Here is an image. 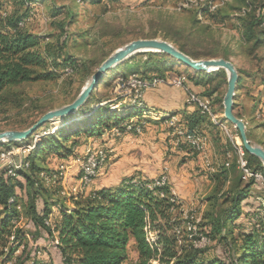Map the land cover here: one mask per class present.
Returning a JSON list of instances; mask_svg holds the SVG:
<instances>
[{"label": "trees", "instance_id": "obj_1", "mask_svg": "<svg viewBox=\"0 0 264 264\" xmlns=\"http://www.w3.org/2000/svg\"><path fill=\"white\" fill-rule=\"evenodd\" d=\"M37 1L44 0H9L10 12L0 20V103L14 101L18 97L13 96V91H10L14 85L54 78L57 75L55 63L65 66L63 71L66 73L82 71L89 76L110 53H106L98 61L83 59L77 62L70 54H61V45H57L55 55L48 54L49 45L44 42V37L25 26L30 3ZM211 2L212 0H208L199 6L198 12L208 19L221 20L219 16L225 15L221 10L225 5L210 8ZM223 4L230 5L235 17L240 19L239 43H246L250 51L264 47V0H224ZM55 9L57 10V7ZM65 24L58 23L62 31ZM62 43L61 40L60 44ZM175 46L194 58L204 55L221 56L231 60V51L226 46L204 54L186 48L183 43H175ZM141 53L148 54L150 59L130 65L140 70L131 71L135 72L140 80L157 79L152 78L155 76L165 78L164 67H171V64L177 61L163 51ZM152 55L158 57L153 58ZM127 59L130 57L109 68L98 78L77 112L62 116L64 120L69 119L65 124L51 130L49 128L32 139L33 135L37 134V129L48 123L45 122L28 138L7 141L5 146L0 147V153L10 154L9 161L0 163L3 164L0 171V264H6L13 257L19 259L22 254L20 263L27 257L30 259L28 264H58L44 248L37 244L32 248L29 246L28 230L18 223L21 214L26 215L27 221L33 226H42L53 235V246L59 253L61 264H122L127 259V244L130 239L134 240L137 251L135 264H151L152 260H157L158 264H264V166L257 156L244 148L245 168L260 174V184L251 188L256 180L252 177L246 179L250 174L239 165L236 147H232L235 151H231L229 158L226 157L225 151L229 165H220L209 174L211 180H214V185L206 197L207 206L201 214L202 222L199 224L201 228L198 230L210 241L216 239L217 242L227 244L232 256L229 260H224L218 255L207 257L204 252L206 247L194 245L191 238L183 235L184 228L180 230L182 236L175 233L174 226L180 225L176 215L181 210L167 181L161 186H150L148 184L154 178L132 179L134 176H131L116 185L102 186L85 195H70L71 205L67 204L65 196H56L54 200H48L46 193L51 186L46 181L60 175L62 165L55 167L53 171L44 168L36 158L39 153H58L63 149L71 151L72 147L66 144V140L71 137L74 141L75 135L80 132L84 136H89L100 134L106 128L109 132L118 129L120 133H124L127 130L134 131L131 126L135 129L142 128L133 117L142 119V122L148 120L144 118L146 117L144 113L147 110L145 107L149 106L144 99L142 102L132 100L131 103L128 101V104L116 105L111 94L101 93L100 89L105 86L103 80L109 71L116 69V73H120L119 67H122V72L118 74L119 80L128 79L124 69V66L130 64ZM236 69L239 73L237 80L239 87L243 74H248L246 72L248 70L239 66H236ZM194 71L185 75L186 83L189 89L206 101L205 104H208L215 113L218 108L214 105L223 107V95L219 89L226 83V72L223 68L209 72ZM110 83L111 79L106 86ZM79 91L80 88L71 100ZM192 101L196 107L182 116L183 122L188 130L200 131L199 123L204 120V114L207 112L197 101ZM236 115L238 116L237 113ZM163 118L167 120L168 116L156 119ZM37 119L24 126L28 127ZM56 119L59 118L54 120ZM180 141L190 146L184 140ZM262 143L264 147V141ZM10 144H14V147H9ZM23 194L24 201L21 200ZM257 208L263 211L259 214ZM55 211L57 215L51 222V215ZM243 214L250 217V228L239 230L234 235L233 227L236 225L234 220ZM204 226H208V230H204ZM150 231L154 233V237ZM18 248L19 253L15 254ZM41 250L45 251L46 258L39 254Z\"/></svg>", "mask_w": 264, "mask_h": 264}, {"label": "rangeland", "instance_id": "obj_2", "mask_svg": "<svg viewBox=\"0 0 264 264\" xmlns=\"http://www.w3.org/2000/svg\"><path fill=\"white\" fill-rule=\"evenodd\" d=\"M206 1L208 0H95L94 2H89V0H44L30 3V12L25 19V26L29 30L44 37V42L49 45L47 49L49 52L48 54L54 56L57 51V45H61L60 53L70 54L77 62L83 59L98 61L103 55L113 51L116 47L139 37H160L171 41L174 45L175 43H183L186 45V48L192 49L200 54L214 51L221 46H226L231 51L230 59L234 64L248 70L246 71L248 74H243L242 81L243 79L246 80L245 77H248V79L253 82L259 80L264 83V47L250 51L246 43H239L238 40L241 29L240 19L235 17V13H233L230 5L223 4L224 0H212V4H210L211 8L225 5L224 8L221 9L225 15L219 16L221 20L218 18L208 19L201 15L197 9ZM56 7L58 12L55 9ZM10 9L11 5L9 0H0V20L6 13L10 12ZM59 22L66 23L64 31L59 27ZM61 40L63 42L62 44H60ZM262 55L263 57H261ZM152 57L156 58L158 56L152 55ZM200 57L208 56L202 55ZM146 59H150L149 55L141 52H137L130 56V59L126 60L130 64L124 66L127 76L132 70H137L134 66H130L131 64L134 65ZM54 68L57 75L52 79H38L23 82L10 88V91L14 93L13 96L18 97L14 101L7 100L6 103H0V130L26 128L27 126L24 125L37 119L44 113V110L52 109L69 102L76 94L77 90L79 88L81 89L90 77V75L86 76L82 71L66 73L63 71V69L65 70V66L61 63H55ZM121 68L122 67H119L120 73L122 72ZM66 70H68V68H66ZM116 71V69L109 71V74L103 80V85L105 86L100 89L101 93L111 94L115 100L114 104L116 105L119 103H121L120 105L128 104L129 102L131 103L132 100L142 102V99L130 98L131 95L128 94L130 92V86L121 84L118 75L120 73H116ZM194 72V69L180 61L172 63L171 67H164V75L167 79H171L173 76H176V78L179 75L180 77L183 76V84H181V87L186 93L187 90L190 89L186 83L185 75ZM152 78L161 77L155 76ZM110 79L111 83L106 86ZM154 85L149 87H153ZM225 90L226 83L220 87L219 92L223 95ZM118 96L120 97L116 98ZM143 99L145 100L144 93ZM214 106L223 112V107L219 108L217 105ZM208 107L209 111H204L210 115L213 122L214 120L218 121L217 114L211 110L209 105ZM145 109L147 110L145 113L146 117L144 118H148V120H143L142 122V119H139V121L137 118L133 117L135 122H139L142 126V130L139 133L124 132L118 135L107 130L103 139H89L90 141H88V138H84V134L80 132L78 135H75L74 141L71 137L66 140V144L72 147L71 151L67 152L65 151L66 149H63V151L58 153H39V155L36 156L37 160L44 168H49L51 171H53L55 167L62 165V162L68 165L67 169H62L61 167L60 175L49 178V181H46V183L51 186L46 193L48 200L52 201L56 196H66L67 204L72 203L71 200L67 198H69L71 194H75L74 192L79 193V189L83 190L86 186L82 183V178L80 177L79 169L81 163L77 164V162L83 160L84 152L87 151L89 145H102L109 149L112 148L113 143L117 142L119 139L120 141L123 140L125 134L130 135L125 138L126 141H132L131 138H133L134 134H136L135 137L140 138V143H144V140L148 137L151 141L149 145H151L152 148L151 152L148 153L150 154L151 161L149 162L154 160V165L147 170L151 172L149 174L153 176L147 177L146 175L138 177L154 178L164 173L167 176L166 180L168 182L169 179H172V176H176L181 158L180 154L174 153V146L185 144L183 141H180L178 144L175 143V139L178 138L177 130L183 129L177 126L185 127L182 117L177 112L157 115L158 111L155 109L151 107H145ZM257 113L263 128L262 141H264V120H262L260 110H258ZM171 114H175L177 116L176 119L179 117L174 125L168 124L167 122L173 121L165 120L164 118L166 117L157 119L159 120L157 123L152 121L153 119L156 120L157 117ZM213 114L216 116L215 119L212 116ZM68 120H64L61 117L58 120L49 121L43 127L37 129V134L33 135L32 139L37 138L39 134L44 133L49 128L51 130V128H56L65 124ZM146 121L148 122L147 126ZM224 122H226V120H224ZM226 124L231 130L230 125H228L227 122ZM229 124L231 123L229 122ZM231 126L235 129L233 125ZM168 131L169 133L166 134ZM119 136L123 137L118 139ZM238 139L239 141L237 140V142H241L239 135ZM84 142L86 143L85 147L82 145ZM5 145L6 142H0V147ZM185 145L189 150H194L187 144ZM9 147H14V144H10ZM113 152V149L108 152L107 157L109 158L107 162L103 164L104 167H101L99 170V172L103 171V173L97 174L95 178L100 176L106 177L110 173L119 172L118 169L120 168L116 170V166L113 164V160L115 159L112 156ZM73 159L75 164L73 163ZM164 160H170L169 164L171 165V170L166 169L162 171V165L165 164L163 163ZM194 166L195 165L192 164L191 167H189L191 173L187 172L188 179L207 180L206 176L201 172H192L196 169ZM2 169L3 164H0V171ZM131 176L134 175H128L126 177L129 178ZM95 178L93 176L91 180ZM78 183L84 187L79 186ZM254 189L257 191L259 190L256 188ZM24 199L25 194L21 197L22 201H24ZM178 200L179 199H176V203H179ZM36 202L37 204L39 203L38 198ZM200 204L201 202L196 204L193 203V205L187 206L184 211L180 208L181 211L176 215L180 221V225H175L173 230L176 231V234L182 236L180 230L184 228V232H182L183 235L185 234L184 236L191 238L194 245L206 247L204 252L207 257L218 255L224 260H229L232 256L231 253H229L227 244L217 242L216 239H211L210 241L205 234L198 231L201 228V225H199L200 222H202L201 214L206 209V207L202 209V207L199 206ZM257 211L260 214L263 210L257 208ZM51 216L52 222L55 216ZM27 218L26 215L21 214L18 223L28 230L27 239L29 246L32 248L37 244V246L42 247V249L44 248L46 253H48L53 260L61 264L59 253L53 246V235L49 234L42 226H33L27 221ZM46 221L48 222V220ZM234 222V224H236L235 227H233L234 235H236L239 230L249 229L251 225L250 217L245 216V214L237 217ZM188 226H190V229ZM208 228V226H204V230H208ZM150 234L154 237L152 231H150ZM133 247L134 246L130 244L128 245L127 259L124 260L122 264L136 263L137 256L135 257ZM15 252V254L19 253V248ZM44 252L45 251L41 250L39 254L46 258V253ZM20 256L19 259H15L14 257L11 258L6 264L29 263L30 259H27V257L20 263L23 254ZM152 263L158 264L157 260H152L151 264Z\"/></svg>", "mask_w": 264, "mask_h": 264}, {"label": "crops", "instance_id": "obj_3", "mask_svg": "<svg viewBox=\"0 0 264 264\" xmlns=\"http://www.w3.org/2000/svg\"><path fill=\"white\" fill-rule=\"evenodd\" d=\"M246 80L243 79L241 81V85L239 88L236 89V95L234 98V112L238 114L246 122V132L249 140L252 143L260 144L263 147L262 143V125L260 124V118H258V110L262 115V120H264V83L262 81L253 82L245 77ZM144 98L146 104L154 108L157 112V115L165 114L162 112H177L180 116H185L188 112L192 111L196 104L193 102L188 103L186 100V92L185 90L176 85H171L168 83H160L157 86L149 87L144 92ZM200 112L201 109H200ZM146 113V111H145ZM144 113V114H145ZM204 113V112H203ZM217 115L219 116L218 121L214 122L211 120L210 116L206 113L205 118L203 121L199 123L200 132L207 138L206 142L204 139V148L199 152L196 150H189L186 145L180 144V146H174V153L180 154V164L178 167V172L176 176H172V179L168 180L169 187L171 188L172 193L175 194L176 199H179V208L183 211L186 209L187 206H191L196 203L201 202L199 206L204 209L207 206V195L210 193L211 189L214 185V180H211L209 174L211 171L216 170L220 165L228 166L229 159L225 158V151L226 157H230L231 151L235 147V144L238 143L237 140L230 138V132L224 130L222 123H226L223 121L222 112L220 109H216ZM146 115V114H145ZM217 116V117H218ZM157 117V116H155ZM159 118V117H157ZM153 119V118H152ZM183 120V118H182ZM225 120V119H224ZM154 123H157L159 120H152ZM228 125L231 127V131L235 132V129L232 128V124ZM221 124V125H220ZM148 122L146 121V126ZM157 126V124H156ZM107 131L104 128L100 134H94L89 136H84V138L89 139H103L105 132ZM237 131V130H236ZM125 132H133L134 131H125ZM166 132V134H168ZM122 134V133H120ZM132 134V133H130ZM130 135L125 134L123 136V140L120 139L113 143V147L109 150H106L107 155L113 149L112 156L115 158L113 164L116 166V170L118 168L119 172L110 173L108 176H100L96 177L92 183H90L87 187L81 186L79 183L78 185L84 187L83 190L79 189V193L74 192L75 194L71 195H85L97 188L102 186H112L118 184L120 181L126 178L128 175H134V177L138 176H153L149 173L147 169H150L154 165V160L152 162L150 160V153L152 146L149 145L150 138L144 140V143H140L139 137H135L136 134L133 135L132 141H126L125 138L129 137ZM132 136V135H131ZM82 144V143H81ZM82 145H86L84 142ZM90 146V145H89ZM133 147V148H132ZM264 148V147H263ZM236 153V152H235ZM106 155V157H107ZM237 155V154H236ZM170 160H164L162 165V171L166 169L171 170V165L169 164ZM107 160L104 161L105 164ZM74 163V159H73ZM75 164V163H74ZM195 165L192 172H201L206 176L207 180H189L188 173L189 167L191 165ZM104 167V166H103ZM188 167V168H187ZM188 170V171H187ZM100 174L103 171L99 172ZM98 173V174H99ZM115 174V175H114ZM196 178V177H194ZM255 180V179H254ZM206 181V182H205ZM256 184H260L259 180L251 186L255 187ZM66 197V196H65ZM68 197V196H67ZM70 197V196H69ZM69 199V198H67ZM70 200V199H69ZM72 203H70L71 205ZM54 216L57 215L55 211ZM134 246V240L130 239L128 245ZM134 248L135 257L137 256V251ZM128 254V253H127Z\"/></svg>", "mask_w": 264, "mask_h": 264}, {"label": "water", "instance_id": "obj_4", "mask_svg": "<svg viewBox=\"0 0 264 264\" xmlns=\"http://www.w3.org/2000/svg\"><path fill=\"white\" fill-rule=\"evenodd\" d=\"M144 51L166 52L176 58L177 61H180L188 67L198 71L209 72L218 68H223L226 72V90L222 97V117L235 127L243 148L249 153L257 156L264 166V148L260 144L252 143L249 140L246 132V122L241 117L237 116L233 110L238 80V71L235 64L231 60L225 59L221 56L194 58L180 50L171 41L160 37H139L116 47L100 62L73 100L61 106L48 109L41 114L35 122L26 128L0 130V142L17 141L28 138L45 122L77 112L78 107L86 100L87 96L97 83L98 78L102 74L133 54Z\"/></svg>", "mask_w": 264, "mask_h": 264}, {"label": "built area", "instance_id": "obj_5", "mask_svg": "<svg viewBox=\"0 0 264 264\" xmlns=\"http://www.w3.org/2000/svg\"><path fill=\"white\" fill-rule=\"evenodd\" d=\"M210 8H211V6H210ZM160 83H169V84L181 87V80H177L176 76L175 77L173 76L171 79L161 77V81H159L158 84H160ZM121 84L126 85V86H130V92L128 93L129 95H131L130 98L143 99V92H144L145 88L138 87L137 77L133 76V77H131V79L121 80ZM156 85H154V86H156ZM186 100L188 102L191 101L190 94L186 95ZM178 119H174L173 122H167V123L174 125V124H176ZM131 127L134 128V133H139L142 130V129H135L134 126H131ZM177 127L183 128V136H178V138L175 139V143L178 144L180 140H187V143H190V147L193 148L194 150L198 151V138L192 136V129L188 130L184 126H177ZM112 133L120 135V130L113 129ZM206 140H207V138H205V142H206ZM91 148H93V157L89 161H78L77 164L78 163H86V172H94V178H95V176L99 173V170L101 169V167H103V160H108V158H109V157H106V150H108V149L105 148V146L95 145V144H92ZM9 160H10V154H5L4 152L0 153V163H2L3 161H9ZM67 168H68V165L64 164V162H62V169H67ZM250 177L254 178L255 180H259V177L256 176L254 174V171H252L251 169H250V176H246V179H248ZM132 179H136V177H134ZM161 180H166V174L161 173V174L157 175L156 177H154V183H150V184L160 183ZM92 181L93 180H88L86 186H88ZM175 233H176V231H175Z\"/></svg>", "mask_w": 264, "mask_h": 264}, {"label": "bare ground", "instance_id": "obj_6", "mask_svg": "<svg viewBox=\"0 0 264 264\" xmlns=\"http://www.w3.org/2000/svg\"><path fill=\"white\" fill-rule=\"evenodd\" d=\"M133 76L137 77V74L135 72H130V74L128 75V79H131V77H133ZM177 80H181V84H183V76L182 77L178 76ZM159 81H161V79H158V78L153 79V80H140L137 78L138 87H142V88L152 86ZM188 94H190L191 101L192 100L197 101L199 103V105H201L203 107V109H205L206 111H209V107L205 104V102L199 96H197L196 94H194L191 91H188ZM212 116L214 119L216 118V116L214 114ZM174 119H176L175 114L168 115L167 120L173 121ZM222 126L225 128V130L230 132V138H232V140L238 138V132L236 130H235V132L231 131L230 128H228L226 123H222ZM177 134L183 136V129H178ZM192 136L198 138V151L203 150L205 136L196 130L192 131ZM184 141L187 143V140H184ZM3 142H7V141H3ZM188 144H190V143H188ZM91 147H92V145L89 146L87 151L84 152V156H83L82 161H89L93 157V148H91ZM235 147H236L237 153L239 154V158H238L239 165L245 170L246 173L250 174V171H248L247 168H245L246 160L244 158V150H243L241 142L236 143ZM5 154H8V152ZM106 155H107V152H106ZM104 161L105 160H103V163H104ZM80 171H81V178H82L81 181L84 185H86L88 180H91V178L94 176V172H86V163H81ZM254 174L256 176H258L259 178H261L260 174H258V173H254ZM165 181H167V180H161L160 183L150 184V183H154V180H152L148 185H150V186H152V185L161 186L162 184H164ZM188 227L190 229V226H188Z\"/></svg>", "mask_w": 264, "mask_h": 264}]
</instances>
